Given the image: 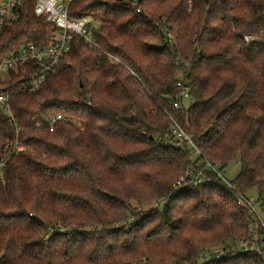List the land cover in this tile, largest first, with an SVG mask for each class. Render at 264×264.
<instances>
[{
  "label": "trees",
  "instance_id": "1",
  "mask_svg": "<svg viewBox=\"0 0 264 264\" xmlns=\"http://www.w3.org/2000/svg\"><path fill=\"white\" fill-rule=\"evenodd\" d=\"M35 3L0 25V58L58 30ZM68 13L95 45L74 37L34 92L33 62L0 75L19 128L0 104V264H264L240 248L238 203L264 205V0H72ZM179 82L195 101L175 107ZM208 162L240 164L235 190Z\"/></svg>",
  "mask_w": 264,
  "mask_h": 264
},
{
  "label": "built area",
  "instance_id": "2",
  "mask_svg": "<svg viewBox=\"0 0 264 264\" xmlns=\"http://www.w3.org/2000/svg\"><path fill=\"white\" fill-rule=\"evenodd\" d=\"M72 0H36L34 12L36 15L43 17L46 21L54 23L58 30L52 35L46 47H38L32 42L24 44L15 54L0 58V75L10 69L17 68L20 65L33 62L35 64L34 70L28 76L27 88L34 92L41 88L48 76L57 70L61 56L66 54L71 45V41L76 36H82L85 41L91 45L95 42L88 31V18H71L68 13V6ZM23 4V0H0V25L10 24L16 21L19 17L18 8ZM140 11V8H137ZM248 39V37H246ZM112 59L118 60L114 56L108 54ZM179 92L174 98V106L180 107L184 104H191L195 101L191 95L189 88L183 83L179 82ZM9 94L7 92L0 93V104L8 112L11 121H13L16 132L19 128L12 116V112L8 103ZM62 115L53 117L50 126L53 127L57 120L61 119ZM170 133L175 139L179 141H187L197 152V146L193 142L192 134L186 132L183 127L171 117ZM79 124V123H78ZM15 151H21L22 145L17 143V140L12 144ZM218 175L222 177L223 181L233 190L235 184L232 180L225 178L223 172L217 170V166L209 163ZM189 173V172H188ZM185 176H181L178 183L184 182ZM206 180L202 169H195L194 175L191 177V182L199 184ZM208 179V178H207ZM238 203L250 213L249 218V233L248 240L241 241L240 248L246 251L254 252L264 260V205L256 195L238 194ZM216 257L224 254V250L215 249ZM209 256V255H207Z\"/></svg>",
  "mask_w": 264,
  "mask_h": 264
},
{
  "label": "rangeland",
  "instance_id": "3",
  "mask_svg": "<svg viewBox=\"0 0 264 264\" xmlns=\"http://www.w3.org/2000/svg\"><path fill=\"white\" fill-rule=\"evenodd\" d=\"M1 76L5 78L6 73L5 72L1 73ZM239 171H240V164L238 162H233L224 169L223 174L225 178H227L228 180H233Z\"/></svg>",
  "mask_w": 264,
  "mask_h": 264
}]
</instances>
